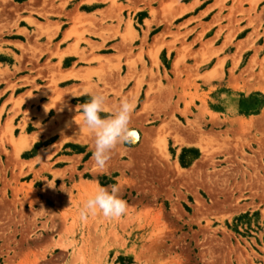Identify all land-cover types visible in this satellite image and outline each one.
<instances>
[{
    "label": "rangeland",
    "instance_id": "rangeland-1",
    "mask_svg": "<svg viewBox=\"0 0 264 264\" xmlns=\"http://www.w3.org/2000/svg\"><path fill=\"white\" fill-rule=\"evenodd\" d=\"M15 2L0 0V264H264V0ZM35 29L53 49L35 50ZM81 46L97 51L88 95L26 77L63 74ZM90 93L105 116L135 103L139 139L103 170L77 111ZM112 185L126 213L82 220Z\"/></svg>",
    "mask_w": 264,
    "mask_h": 264
},
{
    "label": "clouds",
    "instance_id": "clouds-1",
    "mask_svg": "<svg viewBox=\"0 0 264 264\" xmlns=\"http://www.w3.org/2000/svg\"><path fill=\"white\" fill-rule=\"evenodd\" d=\"M91 99L77 106L82 110L84 126L94 136L93 160L95 166L103 170L110 159L111 152L122 143L132 144L139 139L138 132L130 127L131 116L135 108L133 100L125 97L110 115H102L107 111L106 97L92 94ZM50 186H52L49 183ZM53 187V186H52ZM119 187L112 185L111 190L98 187L88 194L80 209V217L87 220L89 216L102 214L105 218H119L127 211V202L119 197Z\"/></svg>",
    "mask_w": 264,
    "mask_h": 264
},
{
    "label": "crops",
    "instance_id": "crops-1",
    "mask_svg": "<svg viewBox=\"0 0 264 264\" xmlns=\"http://www.w3.org/2000/svg\"><path fill=\"white\" fill-rule=\"evenodd\" d=\"M32 0H27V2H31ZM183 1V0H182ZM14 4H17L15 2V0H13ZM195 3V1L190 2L189 4H185V7H189V11L186 12L185 15L190 14L191 12H194L197 7H193V4ZM26 4V3H25ZM182 4V3H181ZM33 9H35L37 12L35 13L37 16H40L39 14L41 12H45V8L43 6V2L42 1H37L35 6L33 7ZM24 11L21 12V16L22 17H28L27 15H25L23 13ZM15 13L14 14H9V19L11 20V23L13 24L15 21H17L16 17H15ZM180 16H177V18H179ZM32 18H34L38 23L43 25V29H47L49 24L48 21H41L38 18H35L32 16ZM42 18H45L42 16ZM73 19H75V17H72ZM192 19V18H191ZM212 19L214 20V18L212 17ZM96 22V21H95ZM52 24H54V22H50ZM57 23V22H56ZM204 25H208L207 23H203ZM208 29V28H206ZM215 30H217V28H215V26H213L212 31L215 32ZM35 35L32 38V45L36 48L35 50H39V49H44L45 51L48 50V48L53 49V47L50 46V44L55 45L54 40L50 43L49 42V38L47 36H44L39 33L38 29H35ZM199 29L196 31V33H199ZM208 32V30H207ZM58 34V33H57ZM32 35V32H31ZM65 34H63L64 36ZM6 44L3 48L4 51H8L10 49V46L13 47H17V43L15 41H9V40H3ZM91 41L97 45V41L92 40ZM165 42H168V40H165ZM75 41H68L67 45L62 49V51H66L69 50L71 45H74ZM74 47L72 46L71 50ZM167 49L163 48L162 49V53ZM11 50V49H10ZM86 50V51H84ZM80 51L84 53L81 55H77V54H73L72 52H70L69 54H67L66 57H64L61 61V71L63 74L60 75V70H56L55 74L53 72V70H49L46 67H43L41 69H45L42 71L37 70V72L35 74H31L29 76L26 77H30L31 79H34L35 81V85L36 86H42L41 82H44L43 86H47L49 85V83H51L52 81H57L58 86L61 87H65L68 90H74V89H78L81 90V94L80 96H85L88 95L84 90L89 89L90 85L93 84H97V77L95 75L90 76L91 75V71L92 73H96L97 72V61H94L93 64H87V61H85L84 59L90 60H96L97 59V51H92V49L86 47V46H81L80 47ZM14 52V51H13ZM161 54V53H160ZM101 56V55H99ZM105 56V55H104ZM51 56H49L47 53L40 57V60L43 61L42 65L44 64V62H46V64H48L47 62L50 60ZM175 60L178 58V54L176 53L175 55ZM52 64H54V61H51ZM69 62L71 64L72 67L66 68L65 67V63ZM187 65L191 66V61H187L186 62ZM38 69V68H36ZM48 69V70H46ZM86 70L89 72H86ZM39 73H42L44 75L43 79H39L38 75ZM55 75V76H54ZM24 77V76H23ZM18 78H22V76L17 75V77L15 78V80H19ZM86 79H90V82H86ZM46 80V81H44ZM47 83V84H46ZM74 98H79V97H74ZM71 104H72V98L70 100Z\"/></svg>",
    "mask_w": 264,
    "mask_h": 264
}]
</instances>
